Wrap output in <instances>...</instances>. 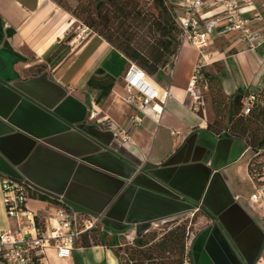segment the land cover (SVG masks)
<instances>
[{"label":"crops","instance_id":"0c3cea01","mask_svg":"<svg viewBox=\"0 0 264 264\" xmlns=\"http://www.w3.org/2000/svg\"><path fill=\"white\" fill-rule=\"evenodd\" d=\"M72 24L54 0H0V179L30 187L37 220L48 224L64 206L97 219L103 238L89 246L79 238L66 258L47 248V263L120 264L108 245L120 244L119 236L194 215L201 228L190 240L193 264H260L264 202L249 200L257 186L253 152L208 128L203 99L194 105L186 89L203 62L226 95L257 92L264 41L249 49L225 34L204 58L180 44L166 85L171 97L156 121L122 100L127 58L96 34L73 44Z\"/></svg>","mask_w":264,"mask_h":264},{"label":"built area","instance_id":"2783aa9c","mask_svg":"<svg viewBox=\"0 0 264 264\" xmlns=\"http://www.w3.org/2000/svg\"><path fill=\"white\" fill-rule=\"evenodd\" d=\"M175 17L180 28V43L195 47L202 58L211 41L225 34L236 33L249 49L264 41V0L259 4L254 0H175ZM201 67L202 63L198 62L186 89L194 105L197 102L202 105L196 89ZM123 80V102L157 121L166 100L171 97L168 87L131 62ZM255 100V93L246 97L244 114ZM134 120L140 119L134 117ZM247 149L250 150V146ZM261 153L264 148L255 149L253 157ZM257 180L255 192L249 197L252 203L264 202V175ZM1 191L7 218L12 223L0 229V264H48L47 248H53L59 258L69 257L80 235L94 228L98 221L59 206L51 215L53 222L49 220L46 224L37 220V215L28 208L30 187L24 181L1 178Z\"/></svg>","mask_w":264,"mask_h":264},{"label":"rangeland","instance_id":"374dc122","mask_svg":"<svg viewBox=\"0 0 264 264\" xmlns=\"http://www.w3.org/2000/svg\"><path fill=\"white\" fill-rule=\"evenodd\" d=\"M59 6L68 12L73 22L70 29V37L73 44L79 43L87 39L90 35H99L102 38L105 36H111L114 42L118 40H125L129 44L137 47H143L147 43L150 44L154 38H158L159 33L154 32L152 29L151 21L153 18L159 17V7L151 0H55ZM169 9L171 4L175 0H165ZM172 10V9H171ZM174 12V9H173ZM84 20L91 22L94 27H89ZM171 33L176 34L178 38V32L175 29H171ZM162 38V37H160ZM105 39V38H104ZM229 38H223L218 40L221 44H226ZM181 43H178V39L175 42L174 54L168 56L167 61L169 67L164 68V75H153V79L160 82L163 85H167L169 81L171 65H173L178 49ZM220 45V44H217ZM201 63V62H200ZM203 63V62H202ZM215 69L218 67L214 65ZM199 74L201 79L196 83V89L200 88L201 96L200 101L204 104L209 116L212 120H215L213 110L218 111L219 117L216 118L217 124L224 129L229 130L232 134H237L241 137V140L245 143L246 147L250 146L252 152L255 148H261L264 144V85L262 86V92L258 98V115L255 118L248 117V115H236L233 119L230 118L228 112V100L222 97L217 92L215 85L210 90L208 84L204 78L203 67L200 68ZM199 91V92H200ZM198 93V92H197ZM212 99L216 101L211 102ZM199 94V93H198ZM214 97V98H213ZM201 106V105H200ZM260 162L261 169H264V153L258 154L253 160V166ZM264 175V172L262 173ZM257 183V177L255 178ZM7 215L5 206L3 203L2 191H1V179H0V229H4L8 226ZM201 228V224L197 221L194 215L191 217H175L158 221L151 224L149 229L143 235V239L147 244H155L159 241L163 234L172 233L178 238L176 245H170L169 250L165 252L161 259L157 260L156 264H190L189 259V245L192 236ZM98 230V229H97ZM183 232L184 244L179 241V237ZM120 237V248L118 249V255H120V261L122 264H132L127 260L131 257L130 252L133 250H140L141 247L136 245V236L129 235ZM106 240V239H105ZM110 243V239H107ZM115 242V241H114ZM113 243V242H111ZM154 248V245H152ZM155 250V249H151ZM260 264H264V259L260 261Z\"/></svg>","mask_w":264,"mask_h":264},{"label":"trees","instance_id":"16d2710c","mask_svg":"<svg viewBox=\"0 0 264 264\" xmlns=\"http://www.w3.org/2000/svg\"><path fill=\"white\" fill-rule=\"evenodd\" d=\"M55 1V0H54ZM153 1L158 7H159V17L153 18L151 21L152 29L154 32L159 33L158 38H154L153 41L150 44H146L143 47H137L129 44L128 42H125L124 40H118L117 42H114L113 38L111 36H105V40L109 42L113 47L118 49L128 60V62L134 63L141 67L147 74L153 77L154 74H157L159 76L164 75L165 71L163 70L166 66V64H169L167 61L168 56L171 54H174L175 51V42L178 39V43H180V28L176 22L175 17V2L171 4V9L168 8L167 3L165 0H151ZM57 3V2H56ZM174 9V12H173ZM85 23L89 27H94V25L91 22H88L87 20H84ZM171 29H175L178 32V38L176 34L171 33ZM172 68V65H171ZM219 66L217 67V69ZM170 77V76H169ZM204 78L206 83L208 84L209 89H212V86L215 85L217 88V92L222 95V97L226 98L228 101V112L231 119H233L234 116L239 115H248V117L255 118L258 115V110L255 108L258 107V98L262 92V88H260L257 92H255L256 100L250 107V110L247 114H244L242 112V108L245 102L246 97L251 93V91L248 90H241L238 89L235 93L231 95H226L224 91L221 88L220 82L216 75L204 72ZM155 80H157L155 78ZM158 81V80H157ZM210 95V93H209ZM211 102L216 99H212V96L210 95ZM215 120H212L210 123H208L207 127L216 131V133H223L226 135L234 136L239 139H241L240 136L237 134H232L229 132V130L222 128L217 124L216 118L219 117L218 111L216 109L213 110ZM264 143V140H263ZM261 148H264V144ZM258 149V148H255ZM256 156L252 157L251 161L249 162V172L251 176L255 179L258 178L262 173L264 172V169H261L260 162L257 163V165L253 166V160ZM145 234V233H144ZM144 234H141L140 236H137L136 238V245L138 247H141L138 252L136 250H133L130 252L131 257L128 258L130 263L132 264H156L155 262L164 255L166 250H169L170 245H176L178 243V238L176 235H173L172 233L163 234L159 241L155 244H147V242L144 241L142 238ZM81 244L83 246H89L91 243L97 244V243H103V238H101V234L98 232L97 228L94 227L80 235ZM179 241L184 244V235L183 232L181 233L179 237ZM108 245H113V251L114 254L119 258L120 255H118V249L120 248L119 244H116V249L114 248L115 243H110ZM154 245V248L152 247ZM155 249V250H151ZM190 264H193V261L191 259L190 250H188ZM120 264L122 262L120 261Z\"/></svg>","mask_w":264,"mask_h":264}]
</instances>
